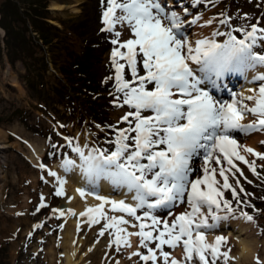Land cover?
<instances>
[{
    "label": "snow or ice",
    "instance_id": "snow-or-ice-1",
    "mask_svg": "<svg viewBox=\"0 0 264 264\" xmlns=\"http://www.w3.org/2000/svg\"><path fill=\"white\" fill-rule=\"evenodd\" d=\"M215 2L101 0V31L109 34L114 70L105 82L112 81V104L127 110L113 124H94L110 130L103 141L91 126L72 134L59 131L65 127L60 124L57 135L64 143L52 144L50 155L55 158L60 150L58 167L64 174L43 160L37 166L46 173L42 179H53L57 197L66 196L69 174L81 177L76 191L99 203L86 204L78 213L77 230L83 223L89 228L98 225L96 239L106 236L112 264H119L117 254L132 246L133 235L139 247L127 256H137L141 264H230L235 257L221 226L237 214L254 220L234 206L235 199L236 205L255 208L237 191V171L244 176L237 161L260 176L256 161H249L247 154L264 159V151L241 145L236 133H264V18L239 10L205 18L203 11H194L201 4L214 7ZM192 25L200 29L194 38L188 30ZM249 73L250 82H258L249 89L251 95L229 90L230 98L224 99L216 94L226 87V76L238 74L248 80ZM248 115L254 119L245 122ZM104 182L120 194L119 199L101 194ZM225 189L231 190V198ZM240 191L250 195L243 185ZM45 203L41 193L36 210ZM52 212L59 217L77 215L71 207L65 211L53 206ZM217 231L220 234L209 242L206 233ZM181 241L182 259L165 250L166 246L174 250ZM254 259L264 264L258 254Z\"/></svg>",
    "mask_w": 264,
    "mask_h": 264
},
{
    "label": "rangeland",
    "instance_id": "rangeland-1",
    "mask_svg": "<svg viewBox=\"0 0 264 264\" xmlns=\"http://www.w3.org/2000/svg\"><path fill=\"white\" fill-rule=\"evenodd\" d=\"M36 1L39 0H19L20 5L23 7ZM55 1L56 0H47L49 10L48 22L59 30H62L64 27L60 24V20L71 22L86 21L91 25L92 35L101 38L103 43L98 48L96 58L94 59V71L99 84L111 91L112 81L105 82V77L109 76L110 73L114 71L110 66L109 59L112 45L108 39L109 34L101 31L103 27L101 21L103 8L101 0H80L76 6V11L71 8L72 4L67 5L66 8L61 11H54L50 7ZM63 1L70 2V0ZM185 2L187 3V0H185ZM225 10L228 11L230 15L235 14L237 10H239L241 14L250 12L254 17L260 16L264 18V0H216L214 7H207L201 4L194 9V11H203L205 18ZM234 22L239 23V21ZM253 22H255V20H253ZM19 26L22 27V23H19ZM29 33L30 31H27V35ZM31 34L33 37L37 36L34 32ZM205 34H207V32ZM3 35L4 32L0 30V36L2 37ZM53 42L52 45H44L43 49H41L40 46H36L34 54L25 55L23 52H20L16 55L14 61L10 59L7 49L1 42L0 129L5 131L6 139L4 140L9 144H17V146L11 150L5 151L0 157V264H65L63 257L64 248L61 237L62 229L59 228L58 225H65L66 217L53 215L52 208L53 206L58 207L62 204L67 196L68 190L65 186V197L55 196L53 179L51 177H47V180L42 179V175L46 173H42L37 165L43 160L44 163L60 171L61 174H64L58 167L60 162V150H56L55 158H52L50 155V153L53 152L52 144H55L57 141L61 144L64 143L57 135V129L60 124L65 127L59 128V131L72 134L86 131V125L91 126L92 131L101 141L105 139L107 131H110L97 129L94 127V124L99 123L92 122L89 119L81 121L78 112L79 108H75L77 102L75 105L72 103L58 104L56 102L57 97L54 96L53 92L48 91L51 85H54V83L59 80L63 84H66V79L59 69L60 64L63 62V56L57 53L59 44L58 39H54ZM2 46L4 47L2 48ZM42 55H45L44 59H42ZM6 61L10 64L12 74L16 76L24 88L25 95L22 98L16 95L8 81L3 80V71L6 67ZM45 62L47 64L46 67L43 66ZM39 74L43 76V82L40 83H42L44 87L38 82L36 89H32L31 85H29V80L33 78V82H37L39 80ZM250 78L251 75H249V81ZM224 80L226 87L216 93L217 95L222 96L224 99H229V90L240 93V90L237 89V84H240L241 79L238 80L236 74H230L226 76ZM250 85L252 87H257L258 82H251ZM247 103H251V101H247ZM126 110V108H116L105 118L104 124L99 125L103 126L105 124L115 123ZM246 117L245 122L254 119L251 115ZM258 132L260 131H254L250 134L237 132L236 136L238 140H242L240 142L241 145L253 147L257 144V139L260 137ZM260 133L264 137V133ZM81 138L83 139V136ZM93 138L95 139V137ZM261 141H264V138L260 139L258 142L257 150L264 151V143H261ZM40 142L42 143L43 153L35 163V161L29 160L31 159L29 154L33 149H39ZM28 145L29 151L28 148H26ZM247 155L249 161L253 159L256 161L257 172L260 173V176L253 173L244 162L237 161L239 169H242L244 176L248 178L247 180L244 179V176H240L239 171H237L240 185H243L245 192L250 195L245 197V193L240 191V185H236V187L241 200L245 198L251 200L255 208L252 206H245L243 203L236 205L235 199L233 198L234 206L254 216V220L250 223L253 224L257 232L258 243L256 253L262 257L264 255V179L261 177H264V175L261 171L264 167H261V165H264V159L255 157L252 154ZM198 166L199 161H197V167ZM71 176L74 175L71 174ZM218 178L222 180V177ZM233 179L234 178L230 176V182H232ZM224 192L226 197L231 198L230 189H225ZM41 193L44 194L46 203L37 211V206L40 205L41 202ZM179 210L182 209L178 207L177 211ZM233 220L237 222L238 220L245 219L240 218L237 214V217L230 219L227 224L230 226H237V224H233ZM39 222H43L42 226L34 228L33 226ZM98 227V225H92L89 228L87 223H83L79 225V231L77 228L75 230L76 236L79 238H82V236L84 237L82 238L84 244L81 247V252L85 259L84 264H112L113 257L111 256L110 250L106 247L108 243L106 236L100 237L99 241L96 239V237L99 236ZM223 227L229 228L228 226L225 227L222 225L221 230L223 233ZM130 230L135 231V229L132 228H130ZM29 232L32 233L31 236H29ZM211 233L216 235V233L220 234V231L206 233V239L209 242L214 241V238L211 240L207 238V234ZM243 236H246V234ZM229 243L232 245L230 249L231 255L236 250V246L232 240H229ZM136 246L139 247L137 236ZM88 248L91 249L89 250ZM165 250L171 251L172 254L178 258H183L182 241L174 250L168 246H166ZM131 251V247L124 248L123 251L117 254L119 256V264H141L137 256H132L131 258L127 256V253ZM141 251H144L142 247ZM105 252H109L108 257L104 255ZM161 264H163V262H161ZM230 264L237 263L231 260ZM247 264H257V262L254 259V261Z\"/></svg>",
    "mask_w": 264,
    "mask_h": 264
},
{
    "label": "trees",
    "instance_id": "trees-1",
    "mask_svg": "<svg viewBox=\"0 0 264 264\" xmlns=\"http://www.w3.org/2000/svg\"><path fill=\"white\" fill-rule=\"evenodd\" d=\"M48 12L47 0L32 2L25 7L20 5L19 0H0V28L4 30V35L0 36V48L3 42L10 59L14 61L18 53L34 54L36 46L43 49L44 45H52L57 38V53L63 56L59 69L66 84L59 80L48 91L57 97L58 104L75 105L77 102L75 108L80 109L81 121L89 119L102 125L111 111L116 109L111 102L114 97L109 95L108 88L99 84L94 71V59L103 42L92 35L91 25L86 21L60 20L64 28L59 30L48 22ZM19 23H22V27ZM27 31H30L28 35ZM33 32L36 37L32 36ZM42 56L44 59L45 55ZM43 66H47L46 62ZM39 75L37 82H33V78L29 80L32 89H36L38 82L44 87L40 83L43 76ZM261 172L264 175V168Z\"/></svg>",
    "mask_w": 264,
    "mask_h": 264
},
{
    "label": "bare ground",
    "instance_id": "bare-ground-1",
    "mask_svg": "<svg viewBox=\"0 0 264 264\" xmlns=\"http://www.w3.org/2000/svg\"><path fill=\"white\" fill-rule=\"evenodd\" d=\"M79 1L80 0H70V2H67V1L65 2L63 0H61V1L56 0L55 2H53L51 4L50 8L54 11H61L64 8H66L67 5L72 4L71 8L74 11H76L77 10L76 6L78 5ZM66 3H68V4H66ZM51 22L58 24L54 21H51ZM0 30H1V32H4V30L2 28H0ZM188 30H189L190 36L194 38L196 36L198 30H200V29H198V26L192 25V26H189ZM203 31L206 33L208 31V29L205 28V29H203ZM249 75H251V73H249ZM236 78L238 80L241 79L240 84H237L238 85L237 89L240 90L239 92L240 93L243 92L246 95H251L252 93L249 92V89L254 87V86L252 87L250 85L251 82L249 80L248 81L245 80L244 77L241 75L237 76V74H236ZM3 80L9 82V84L14 89V91L18 97L22 98L25 95V91H24L23 86L18 81L16 76L12 74L10 64H8L7 61H6L5 70L3 71ZM245 118H247V117H245ZM258 133L260 134V137L257 139V144L255 146H253L256 149H257V145H258V142L260 141V139L264 138L260 132H258ZM5 135H6L5 131L3 129H0V157L2 156V153H4L5 151L11 150V149L15 148V146H17V144H12V143L9 144L8 142H6L4 140V139H6ZM241 141L242 140L239 139V142H241ZM28 144H31V143H28ZM41 144L42 143L40 142L39 149L38 148H36V150L33 149V151L29 154L30 155L29 157L31 158L29 160L35 161V163H36V161L39 159V157L43 153V149H42ZM26 148H28V151H29V145ZM26 155H27V153H26ZM252 155H254V154H252ZM247 158H248V155H247ZM240 162H243V161H240ZM2 177H4V176H2ZM82 183H83V181L81 180V177L79 175L71 176V174H69L66 177L65 186L68 190L67 196L70 195L73 197V199L71 201H69L65 198L64 201L62 202V204L60 206H58V207L64 208L65 211L69 207L74 208V209H76V213H77V215L66 214L65 225L61 231L62 232L61 233L62 245L64 248L63 257H64L65 264H84V260H85L84 255L81 252V247L84 244V240L82 238H84V237L82 236V238H79L78 236L75 235V230H76L77 225H78V213L84 209L86 204L91 205V204L99 203V201L96 200L94 196L86 195V199H85L79 195V193L76 191V189ZM109 193H111L113 195V198H117V199L120 198V194L118 192H112L109 185L106 182H104L102 185V193L101 194H109ZM81 219H83V218H81ZM239 223H241V224H239ZM233 224H237V226L239 224V226L238 227L237 226H230L229 224H227V226L229 228L223 227L224 228V234H227L229 236V240H232V242L236 246V250L231 254V256L235 257L236 253L239 250V244L237 243V240L233 238L237 234L244 239L251 240L252 242H254V245L257 248L258 238H257V232L255 231L253 224H251L250 222H247L245 220H238L237 222L235 220H233ZM216 234H219V233H216ZM244 234H246V236H243ZM214 236L215 235L212 233L207 234V238L209 240L214 238ZM130 239L132 241L131 248L133 251L137 247L136 246V236L133 235ZM95 247H96V245H95ZM88 249L90 250L91 248H88ZM177 254H179V253H177ZM257 254L258 253H256L255 255H257ZM260 257H261V255H260ZM262 258H264V255L262 256ZM234 261L237 263L236 260H234ZM252 261H254V258H251L249 261L246 262V264L250 263Z\"/></svg>",
    "mask_w": 264,
    "mask_h": 264
},
{
    "label": "clouds",
    "instance_id": "clouds-1",
    "mask_svg": "<svg viewBox=\"0 0 264 264\" xmlns=\"http://www.w3.org/2000/svg\"><path fill=\"white\" fill-rule=\"evenodd\" d=\"M237 243L239 244V250L235 255V260L237 264H246V262L254 258L256 254L254 242L241 238L237 240Z\"/></svg>",
    "mask_w": 264,
    "mask_h": 264
}]
</instances>
